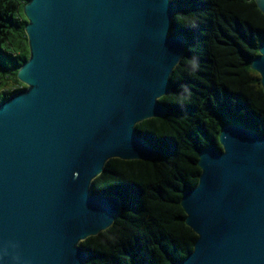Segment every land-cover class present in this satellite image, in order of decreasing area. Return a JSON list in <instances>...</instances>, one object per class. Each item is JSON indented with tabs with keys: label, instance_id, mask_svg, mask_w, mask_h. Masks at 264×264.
Here are the masks:
<instances>
[{
	"label": "water",
	"instance_id": "1",
	"mask_svg": "<svg viewBox=\"0 0 264 264\" xmlns=\"http://www.w3.org/2000/svg\"><path fill=\"white\" fill-rule=\"evenodd\" d=\"M264 14V0H254ZM171 0H29L24 89L0 101V264H84L81 242L111 227L120 199L93 192L112 159L152 161L138 133L163 118L160 99L186 40ZM264 88V41L250 61ZM198 154L183 191L196 235L174 264H264V134L236 124Z\"/></svg>",
	"mask_w": 264,
	"mask_h": 264
},
{
	"label": "trees",
	"instance_id": "2",
	"mask_svg": "<svg viewBox=\"0 0 264 264\" xmlns=\"http://www.w3.org/2000/svg\"><path fill=\"white\" fill-rule=\"evenodd\" d=\"M0 0V101L24 89L17 72L28 59L23 6ZM172 33L186 40L171 75V92L159 101L163 118L139 123L156 151L152 161L110 160L93 180V192L121 201L115 223L81 242L84 264H174L192 251L196 235L185 224L183 191L198 182L199 152L220 148L223 126L264 134V88L250 61L264 41V14L254 0H171Z\"/></svg>",
	"mask_w": 264,
	"mask_h": 264
}]
</instances>
